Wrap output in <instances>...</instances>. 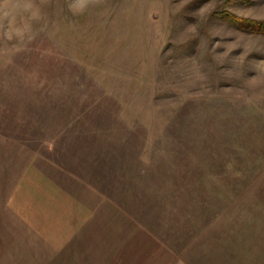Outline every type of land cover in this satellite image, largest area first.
Returning <instances> with one entry per match:
<instances>
[{
    "label": "rangeland",
    "instance_id": "1",
    "mask_svg": "<svg viewBox=\"0 0 264 264\" xmlns=\"http://www.w3.org/2000/svg\"><path fill=\"white\" fill-rule=\"evenodd\" d=\"M252 24L264 0H0V264H264Z\"/></svg>",
    "mask_w": 264,
    "mask_h": 264
},
{
    "label": "trees",
    "instance_id": "2",
    "mask_svg": "<svg viewBox=\"0 0 264 264\" xmlns=\"http://www.w3.org/2000/svg\"><path fill=\"white\" fill-rule=\"evenodd\" d=\"M246 26V25H245ZM248 26V25H247ZM258 26H261L262 27V24H259ZM251 27H253V29H252V31H254V32H260V33H263L264 32V29L262 28V29H260V27H257L256 25H254V24H252V26ZM250 27V28H251Z\"/></svg>",
    "mask_w": 264,
    "mask_h": 264
}]
</instances>
